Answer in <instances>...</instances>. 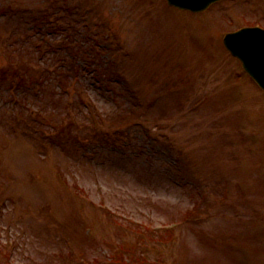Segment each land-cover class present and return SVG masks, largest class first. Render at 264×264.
<instances>
[{
  "label": "rangeland",
  "instance_id": "1",
  "mask_svg": "<svg viewBox=\"0 0 264 264\" xmlns=\"http://www.w3.org/2000/svg\"><path fill=\"white\" fill-rule=\"evenodd\" d=\"M53 1L0 0V9H34L21 14L24 24L0 16V71L21 68L20 74L30 76L25 85L46 78V68L58 60L51 54L38 60L39 50L24 39L27 20L68 2L75 14H66L61 24H75L67 31L73 42L80 29L99 39L104 31L111 35L115 47L107 50L110 62L104 66L103 56L85 52L101 51L93 42L79 43L77 51L98 63L109 80L122 75L138 90L145 106L140 118L149 122L154 141L132 125L131 115L124 121L132 126L128 144L94 139L88 150L94 160L75 147L58 149L24 137L23 131L32 135L39 124L34 117L63 123L65 96L56 93V82H44L41 97L32 96L37 103H27L20 113L2 108L0 264H104L117 252L134 264H264V92L222 43L228 31L264 26V1L222 0L202 14L161 0ZM87 16L91 30L84 26ZM72 84L76 90L79 81ZM89 89L97 105L109 108L104 91ZM153 98L157 104L147 107ZM7 120L19 135L4 125ZM63 120L73 141L88 132L77 110ZM159 120L162 128L156 130L152 124ZM187 214L189 222L161 234L124 224L166 227Z\"/></svg>",
  "mask_w": 264,
  "mask_h": 264
},
{
  "label": "water",
  "instance_id": "2",
  "mask_svg": "<svg viewBox=\"0 0 264 264\" xmlns=\"http://www.w3.org/2000/svg\"><path fill=\"white\" fill-rule=\"evenodd\" d=\"M180 9L201 12L217 0H168ZM225 44L242 59L245 68L264 88V32L258 29H244L228 34Z\"/></svg>",
  "mask_w": 264,
  "mask_h": 264
},
{
  "label": "trees",
  "instance_id": "3",
  "mask_svg": "<svg viewBox=\"0 0 264 264\" xmlns=\"http://www.w3.org/2000/svg\"><path fill=\"white\" fill-rule=\"evenodd\" d=\"M58 52H60V51H58ZM77 53H79V51H76ZM53 57H56V54L57 53H55V52H53V51H51V52H49ZM46 58V57H45ZM45 58H43V60L45 59ZM65 59H67V62L68 61H71L72 59L68 56V55H66L65 56ZM43 60H42V62H43ZM56 60V59H55ZM54 60V61H55ZM107 62H109V60L107 59L106 60ZM47 64L49 63L50 65L51 64H53V62H46ZM62 64H64V66L62 65ZM62 64H58V66H57V68H56V70L58 71L59 70V72H60V77L63 79V80H65L66 82H67V84H69L71 81L72 82H76V77H77V75L79 74V72L78 71H76V72H73L69 67H66L65 68V66H67V63H65V62H63ZM79 68V67H78ZM18 70L20 71L21 70V68H18ZM23 75V77L26 79V80H29V74L26 72V73H23L22 74ZM98 77L100 78V79H102V80H104V77H103V74L101 73V72H99L98 73ZM121 77H122V75H121ZM120 80H122V81H124V78H122V79H120ZM34 81V80H33ZM61 83V82H60ZM62 85H64L63 83H61ZM70 86V85H69ZM82 89V88H81ZM29 92V91H28ZM86 94V93H85ZM37 97V96H36Z\"/></svg>",
  "mask_w": 264,
  "mask_h": 264
}]
</instances>
